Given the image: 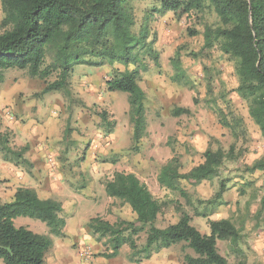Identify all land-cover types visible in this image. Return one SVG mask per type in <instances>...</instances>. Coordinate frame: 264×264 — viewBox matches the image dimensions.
Segmentation results:
<instances>
[{"label":"rangeland","instance_id":"374dc122","mask_svg":"<svg viewBox=\"0 0 264 264\" xmlns=\"http://www.w3.org/2000/svg\"><path fill=\"white\" fill-rule=\"evenodd\" d=\"M133 4L134 31L138 32L147 21L151 43L137 53L138 59H131L129 66L138 67L147 91L146 136L140 144L134 142L129 95L107 89L106 82L114 75L107 63L75 64L72 97L60 90L44 93L45 81L31 77L27 70L7 69L0 87L1 130L11 147L29 146L25 156L32 166L5 161L0 151V199L8 201L17 184H28L23 174L30 172L40 185L47 178L46 183L58 192L57 199L66 203L64 212L74 233L66 234L65 241L75 257L83 236L84 247L96 258L102 257L104 264H185L182 244L140 261L133 260L128 245L116 257L103 256L106 246L92 236L89 220L100 216L115 222L134 217L128 206L108 196L105 190L115 171L133 172L156 198L170 202L169 209L158 218V226L178 221L175 204L192 216V224L202 233L210 232V219L230 218L243 229L241 247L247 264H264V170L251 169L264 158V137L249 115L247 102L235 91L238 81L234 63L216 46L204 49L203 31L206 25L219 23L217 14L208 7L178 18L173 12L156 10L158 3L154 0H134ZM2 18L0 1V22ZM178 52L186 73L183 80L174 78L172 61ZM115 64L120 69L125 67ZM55 78L53 75L49 81ZM217 100L220 106L227 100L244 117L246 134L236 142L219 122ZM176 107L189 108L191 112L175 115ZM102 113L107 114L112 126L105 125ZM234 142L235 158L225 160L216 177L189 187L190 200L159 184L161 167L173 156L179 158L181 171L187 172L204 161L209 146L227 150ZM222 179H227L228 185L224 204L207 217L197 215L208 211L200 200L212 198ZM14 222L50 235L55 241L61 237L51 234L49 227L35 218L21 216ZM144 241L142 234L138 242ZM218 247L231 262L236 261L228 242L219 241ZM186 251L193 253L191 249ZM0 264H5L1 258Z\"/></svg>","mask_w":264,"mask_h":264},{"label":"trees","instance_id":"16d2710c","mask_svg":"<svg viewBox=\"0 0 264 264\" xmlns=\"http://www.w3.org/2000/svg\"><path fill=\"white\" fill-rule=\"evenodd\" d=\"M3 18L0 22V87L7 69L27 70L33 78L46 82L44 93L63 91L72 97V76L75 64L101 66L109 64L114 75L106 82L111 92L128 93L132 138L138 145L147 134V91L138 67L130 69L131 59L150 46L149 26L143 22L134 31L136 20L134 0H0ZM161 12H173L178 18L193 11L212 8L219 18L217 25H206L204 49L218 47L234 63L237 76L235 91L248 104L249 115L264 137V0H154ZM153 49V48H152ZM173 58L175 79L186 73L180 58ZM139 54V53H138ZM125 66L120 69L117 65ZM55 75L53 81H49ZM209 86L211 82L208 83ZM225 99V98H224ZM216 113L220 124L235 142L246 134L244 117L227 100ZM184 107L173 109L175 115L189 114ZM105 125L107 114L102 113ZM229 149L209 146L204 161L187 172L181 171L179 158L173 156L161 167L158 181L161 187L190 200L189 187L216 177L227 159L235 158L236 143ZM136 145V146H137ZM28 145L15 149L1 130L0 151L5 161L17 165L32 163L26 158ZM264 170V158L251 167ZM227 179L220 181L215 195L201 201L208 211L197 212L207 217L224 204ZM108 196L118 199L134 214L132 219L119 218L110 222L100 216L89 220L92 236L106 246L103 256L116 257L128 245L133 260L150 259L162 249L182 244L185 264H247L241 247L243 229L230 218L210 219V232L202 233L192 224V216L181 205H174L178 221L165 227L158 218L170 207V202L156 198L133 172L115 171L106 182ZM264 202V198H263ZM31 217L44 222L51 234L64 236L67 217L63 204L50 194L29 186L15 189L10 201L0 199V258L5 264H45L53 248L50 235L37 233L25 226H16L18 217ZM145 235L144 243L138 239ZM226 241L236 255L231 262L220 253L218 242ZM186 249H191L189 253Z\"/></svg>","mask_w":264,"mask_h":264},{"label":"crops","instance_id":"0c3cea01","mask_svg":"<svg viewBox=\"0 0 264 264\" xmlns=\"http://www.w3.org/2000/svg\"><path fill=\"white\" fill-rule=\"evenodd\" d=\"M2 99V97L0 96V100ZM34 162V161H32ZM23 179L28 183L25 186H29V187H34L36 189L39 190V192L41 193H47L52 195L53 197H55L57 199V190L53 189L52 186L50 184H47L46 180L47 178L44 179V184H47L45 187L43 185H40L39 183L36 182V178L35 176L28 172L23 174ZM41 182V179H40ZM19 186H24L21 184H17L16 187L11 191L10 193V199L8 201H10L13 197L14 191L17 187ZM60 201V200H59ZM63 204V203H62ZM63 208L66 209V203L63 204ZM72 223H70V220L67 218V225L65 227V234L63 237H58L59 239H57L56 241L53 239V248L52 251L49 255V258L47 260V262L45 264H104V261L102 259V257H95V255H93L91 252V262H88L86 260H84V258L81 257L80 252L84 251L85 249L90 250L87 247H84L83 245V239L81 236L80 238V243H81V248L78 251V255H76V257L74 256V254L71 253L69 247H68V243L65 241L66 239V234L72 232L74 233V228L71 225Z\"/></svg>","mask_w":264,"mask_h":264},{"label":"built area","instance_id":"2783aa9c","mask_svg":"<svg viewBox=\"0 0 264 264\" xmlns=\"http://www.w3.org/2000/svg\"><path fill=\"white\" fill-rule=\"evenodd\" d=\"M81 257L84 258V260L91 262V251L88 249H85L80 253Z\"/></svg>","mask_w":264,"mask_h":264}]
</instances>
